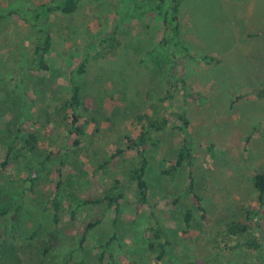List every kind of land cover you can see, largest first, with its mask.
Masks as SVG:
<instances>
[{"label":"rangeland","instance_id":"obj_1","mask_svg":"<svg viewBox=\"0 0 264 264\" xmlns=\"http://www.w3.org/2000/svg\"><path fill=\"white\" fill-rule=\"evenodd\" d=\"M46 1L0 0V164L16 137L20 140L14 154L23 156L0 167V199L9 196L22 203L17 246L25 264H61L68 255L74 263L100 264L103 252L101 264H154L143 236L148 209L138 207L132 192L127 193L117 219V239L108 247L101 245L115 231L110 211L78 244L86 224L101 211L99 206L78 203L97 196L115 174L125 170L128 156L123 163L109 164L105 174L92 176L96 165L121 147L122 136L133 128L136 115L161 116L180 105L178 100H161L166 73L164 52L158 46L161 17L152 10L157 1L80 0L73 14L54 15L48 25L53 76L29 70L35 34L27 11ZM179 18L181 41L195 54L214 56L220 63L186 64L187 87L199 96L189 99L183 109L194 141V177L206 215L203 220L193 211L185 233L182 214L190 207L183 198L185 169L175 177L160 174L183 135L163 136L152 161L150 200L161 212L171 238L160 264H264V213L245 214L257 205L251 176L264 171V98L245 96L235 101L237 95L264 89V0H183ZM110 35L112 40L107 42ZM83 60L80 84L83 94L95 101V121L85 126L80 146L70 150L64 146L70 143L66 128L51 116V106L67 98L69 74ZM26 72L36 77L28 80ZM41 76L48 86L44 96L28 84ZM30 134H35L32 142ZM27 138L30 144L25 143ZM210 144L213 156L206 150ZM62 153L66 156L61 157ZM28 177L34 178L33 185ZM58 181L64 182L59 191L61 241L41 260L38 244L26 237L38 222L43 228L52 226L53 210L47 200ZM38 197L43 201V217L33 210L31 199ZM72 211L76 212L71 220ZM230 221L248 224L254 242L224 240L221 230ZM5 222L4 239H10L9 218Z\"/></svg>","mask_w":264,"mask_h":264},{"label":"trees","instance_id":"obj_2","mask_svg":"<svg viewBox=\"0 0 264 264\" xmlns=\"http://www.w3.org/2000/svg\"><path fill=\"white\" fill-rule=\"evenodd\" d=\"M80 0H48L43 2L34 8L27 11L28 24L34 31L35 39L32 47V55L29 59V70L35 71L39 74L49 73L54 75L55 69L49 61L50 53L53 46V40L51 32L48 28L51 18L56 15H71L73 14L79 5ZM99 2L101 0H93ZM157 4L152 8L154 12L161 17L160 19V40L158 46L164 52L163 68L166 73V91L161 100H178L180 105L175 110H169L161 116L150 115L148 113H141L135 116L132 121L131 131L126 132L122 136L121 147L112 152L103 163H98L93 170L92 176L99 174H105L106 168L109 164L114 162L123 163L125 157L127 165L122 173L115 174L112 177L111 182L106 184L101 192L97 196L80 200L78 203L80 206H99L101 211L99 214L94 215L90 221L86 224L82 239L79 240V245H82L87 234L102 224L105 214L112 212V223L115 231L112 232L108 241L101 247H108L111 243L117 239V219L121 213V207L126 200L128 192H132L136 198L138 207L146 206L147 211V224L143 231L145 244L147 246L148 253L154 264H160L165 258L167 248L171 245V238L166 226L164 225L160 211L157 209V205L150 200V184L149 173L152 169V161L154 156L160 149V144L163 143V136L172 133H180L183 135L179 146L174 150V157L169 162V165L163 167L160 174L166 177H175L180 169H185L186 184L184 186L183 198L187 200L190 207H186L182 214L183 230L187 232L191 227V220L193 218V211L200 213V218L205 219V208L203 200L197 190V183L194 177V154L193 145L194 141L191 139L188 133L189 120L186 117V113L183 109L188 104V100L198 99L197 93H192L186 83V64L189 62L199 63L205 66H215L220 63V60L210 55H198L192 52L181 41V25L179 18V9L183 0H156ZM115 35V32H112ZM112 40L111 35L106 38L109 42ZM105 42V41H103ZM85 60L81 61L79 65L70 72L67 79V98L60 100L59 103L51 106V116L54 117L56 123L66 128V132L69 135L70 143L68 146L64 145L70 150H74L80 146L82 137L85 134V126L89 125V122L95 121L96 107L95 101L83 94L82 85L80 79L85 73ZM28 77V80L34 79V75L24 74ZM24 77V78H25ZM44 76H41L36 83H28L33 92L44 96V88H48L47 83H43ZM50 85V84H49ZM24 96L28 104L32 103V99L28 94V91L23 89ZM257 97L264 98V89L252 91L246 94H240L235 96V101L244 97ZM53 99V98H50ZM30 107L32 105H29ZM48 116V115H47ZM86 117V118H85ZM30 136V137H29ZM28 137L30 142L34 139L35 134H30ZM19 137L12 140L7 146L5 153V162L0 164V167L9 163H14L17 158L23 157L22 155H15V144L19 142ZM26 144H30L28 138L25 140ZM213 145L210 144L206 147V150L213 156ZM55 154H50L47 157V161L51 159ZM66 156L62 153L61 157ZM17 157V158H16ZM62 162V161H61ZM126 162V161H125ZM83 173L80 172L79 176ZM148 177V180H147ZM34 178L28 177L31 184L34 183ZM64 183V182H63ZM62 181H58L56 184V191L52 198L47 200V204L51 205L53 214H50V223L52 226L43 228L42 222H38L27 234L28 241H35L38 244L39 257L44 260L51 255L61 241V230L58 229L60 223L59 211H60V189L63 186ZM33 188V187H30ZM251 188L255 195L256 206L255 208L248 209L246 211L247 216L257 215L259 212L264 213V171H259L251 176ZM33 210L40 216H44L43 201L38 198L31 199ZM176 202V201H175ZM187 203V204H188ZM22 210V203H18L9 196H4L0 199V264H25V260L22 257V251L17 246L19 235L17 232L20 225V215ZM141 210V209H139ZM137 210V213L140 211ZM76 211H72L70 214L71 220L74 218ZM9 218L8 230L10 232V239H4V228L6 220ZM221 234L224 240H243L247 243L254 242V235L251 227L248 224L241 223L239 221H230L221 230ZM241 244V242H240ZM28 245H33L28 243ZM227 248V245H224ZM239 247V245H234ZM240 246H257V245H240ZM103 252V251H102ZM103 254L98 257V261H103ZM61 264H84V260L80 262L73 261V257L68 255ZM185 264H199L194 261H189Z\"/></svg>","mask_w":264,"mask_h":264}]
</instances>
